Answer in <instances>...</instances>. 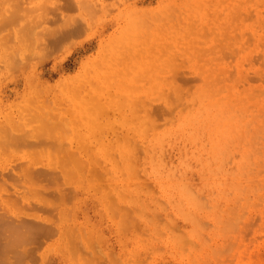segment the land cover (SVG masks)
Returning <instances> with one entry per match:
<instances>
[{
  "label": "rangeland",
  "instance_id": "obj_1",
  "mask_svg": "<svg viewBox=\"0 0 264 264\" xmlns=\"http://www.w3.org/2000/svg\"><path fill=\"white\" fill-rule=\"evenodd\" d=\"M52 1L35 31L68 18L79 30L0 60V194L22 189L9 183L24 164L44 173L57 160L55 182L36 178L54 206L18 199L25 221L55 227L28 264H264V0ZM129 11L154 39L124 63ZM178 72L191 94L167 111L160 92ZM203 86L212 108L193 99ZM6 135L28 144L5 147ZM62 163L74 164L70 180Z\"/></svg>",
  "mask_w": 264,
  "mask_h": 264
},
{
  "label": "bare ground",
  "instance_id": "obj_2",
  "mask_svg": "<svg viewBox=\"0 0 264 264\" xmlns=\"http://www.w3.org/2000/svg\"><path fill=\"white\" fill-rule=\"evenodd\" d=\"M10 1L11 0H0V60H3L5 57L7 60V58H11V55L19 54L21 52V49L24 47V45H26L28 47V49L30 47L35 48L40 44H42V45L47 44L49 46V44L51 43L52 45H55V43H59V40L62 41L63 40L62 38L66 37V36L68 37L69 34L71 35L72 33H76L79 30L78 29L79 25L75 24V22H74L76 20L75 19L72 20V19L68 18V16H66V18H68L69 20L65 21V19L63 18L64 20H62V22L57 25L58 27L55 28V30L54 29L50 30L49 28H46L47 29L46 30L45 28H43L46 31L41 30L38 33L37 31H35L34 27L40 21V13L48 10V8L50 7V4H52L53 1L52 0H44V1L43 0L42 1L41 0H33V1H31V0H13V2H12L13 5L10 4ZM168 15H170V13ZM236 15H237V13H236ZM73 18H75V17H73ZM262 18H263V16H262ZM145 22H147V21L145 20L144 23ZM144 23L142 21L140 22L136 18H134L131 15V12L128 14L126 24L122 30V37L124 38L123 40L125 41V44L122 46L121 50L116 52V54L120 58V61H122L124 63L127 61V58L130 56V54H126L127 51L132 50L134 48H137L142 43H145V45H150L149 41L151 39H154L152 37L151 33H149V30L148 31L146 30V32L143 33V30L141 29V26L139 24L143 25L147 29L149 28ZM179 23H180V18H179ZM183 23L184 22H182V24ZM67 24H68V27H67ZM184 25H185V23H184ZM62 26H65V28H63ZM26 28H29V30H27ZM191 29L192 28L190 27L189 30H191ZM53 30L57 31V32H54ZM191 32L192 31H190L189 33L191 34ZM233 34L235 35V33H233ZM201 35L202 34L200 33L199 36H201ZM28 38L31 39V42ZM10 39L13 40V43H11ZM48 42H50V43H48ZM29 44H30V47L28 46ZM143 52L144 51L141 52V55L143 54ZM137 53L138 52H134L133 54L135 56H137ZM261 56L262 55L259 56L260 59H261ZM263 57H264V55L262 56V58ZM261 62H263V60ZM147 63H148L147 61H144V64H147ZM10 64H12V62ZM221 71L218 72V74L221 73ZM177 74H179V75H177V78L179 79L180 83H176L175 77L172 76L171 78L168 79V85H167L171 91H166V92H162V91L160 92L159 91L160 94L164 93L163 94L164 96L162 94L161 95L165 99L163 101V103L165 102L164 103V104H166L165 109L167 111H172L174 106L179 105L180 102H182V100L184 99V97L187 96L185 94H189V95L191 94L190 88L193 84L190 85V82H192V80L189 81L190 77L187 79L186 75H184L185 77L183 75L181 76L180 72H178ZM130 77L131 76L127 75L125 77L124 81L121 83V85L124 89L129 88L128 86H129V82L131 80ZM194 77H196V76H194ZM198 78L199 77H197L196 79L194 78L196 82H198L197 80H199V82H200L201 79H198ZM207 78H205V79H207ZM228 78H230V76ZM214 79H216V78H214ZM210 82L212 83L211 79H210ZM217 83H218V85H221V86L223 85V82L219 81V80L216 81V83H213V85L215 86ZM187 84H189L190 87ZM205 84H207V83H205ZM185 85H187V86H185ZM199 85H201V84H199ZM206 87L207 88H205L203 86V87L197 88L196 90H192V91H194V92H192V93H194L193 94L194 97L193 96L192 97H193V99L195 98V100H197V101L199 100V102L202 101V103L204 102V100H206L209 104L207 102H205L206 105L205 104H203V105L201 104V105L206 107L207 109H209V108H212L213 106H215V103H211L209 101L210 96H211L209 94V91L210 92L215 91V89L213 87H210V86H206ZM120 92H122L123 94L130 93L129 91H120ZM159 92H158V94H159ZM150 93H147L148 97H150L149 96ZM189 97L191 98V96H189ZM197 97H198V99H197ZM125 100H127V99H124V101ZM129 100H127V102L126 101L124 102L123 97H122L119 99V101L117 103L119 105L125 104V103L127 104L129 102ZM88 103H89L88 107L90 109H95L98 107L99 100L96 96L91 95L88 98ZM132 111L135 112V109H132ZM45 126H46L45 123H42L40 121H38V122L36 121L35 130L39 131L41 129H44ZM149 127H150V129L155 130L157 128V124L153 120H150ZM9 133H11V132H9ZM3 137H2V143L5 147L7 146L10 148L11 144L12 145L15 144V146H18L19 143L28 144L27 140L26 141L19 140V139H17L16 136H7L6 135ZM15 142H19V143L16 144ZM40 143L45 144L44 141H40V142L37 141V144H40ZM48 160H49L48 170H50V168H51L52 171H50V172L44 171V173H41V172L38 173L40 169L39 170L36 169V172H35V171L31 170V167H29V165L26 166V164H24L23 165L24 167H22L21 171L18 172L17 176L13 175L14 177L12 176L13 178L12 179L10 178V180H12V182H14V181H16V182L9 183L10 185L14 184L15 186H19V187L22 186V189L18 190L16 188H13L14 189L12 191L13 193H11V194L10 193H8V194L4 193L5 195H9V196H5V195L3 196L0 194L1 195L0 196V264H28V262H29L28 259H29V257L32 256V253H31L33 251L32 249L33 248L35 249V247H33L34 245L36 246L35 243L38 240L42 241V240H40V238L45 239L46 237L48 238L52 234L54 223L52 221H50L49 218L44 217L43 222H40L39 220L36 221V219L35 220L33 219V221L31 219H30L31 221H28V219H27V221H25L24 219L26 217L23 218L22 215L25 213L24 210L26 208V204H22V206H20L18 204L19 203L18 199H20V201L23 203L25 201L26 202L38 201L43 205V206L40 205L39 207L45 211H46V209H45L46 207L44 206V204L49 203V204L53 205V203L51 201H54L53 199H54L56 193L48 192L47 189L44 187V185L36 180V178L44 177V180L46 181L47 184H51V183L55 182L54 178H57V175L53 171V169L56 168V166L54 164L57 163V160L55 158H52V157H49ZM25 161H27V160H25ZM25 161H24V163H26ZM64 162L66 163V160ZM90 162L95 163V162H97V160H96V158L91 157ZM18 163L19 162H17V164ZM75 163H76L75 166H77L78 168H86L85 162L76 161ZM20 165H18L17 168H19ZM60 168H61V175L63 176V178L66 180L67 179L70 180L73 176L72 170H74V164L72 165L71 168H69L64 163H62L60 165ZM3 173L1 172L2 175H3ZM7 174L10 175V173H7ZM7 177H8V175H7ZM17 183L20 185H17ZM7 186H8V184H7ZM7 186L5 187L6 190L9 187V186L8 187ZM10 188H8V190H10ZM184 191H186V192H184ZM183 192H184V195L187 198V200L190 202H193L191 193L189 191H187L185 188L183 189ZM18 205H19V207H18ZM23 205H25V208L23 207ZM30 206H31V204H30ZM32 206H33V204H32ZM33 207H35L33 209H36V211L39 209V208L37 209L36 205H34ZM28 208H29V206H28ZM28 208H26V210H28ZM29 210H31V209H29ZM42 210L39 209V211L44 212ZM34 212H35V210H34ZM226 224H224V225H226ZM227 226L225 229H227ZM203 235H205V234H203ZM202 238H203V236H202ZM178 239L179 238L176 237L178 244L183 243V240H182L183 238L181 239V237H180V240H178ZM181 240H182V242H181ZM203 243H205V242L203 241ZM182 246H184V247L187 246V248L189 247L190 250L192 249V247L190 246V244H188V242L187 243L184 242V244H182ZM93 263H96V261H93Z\"/></svg>",
  "mask_w": 264,
  "mask_h": 264
}]
</instances>
